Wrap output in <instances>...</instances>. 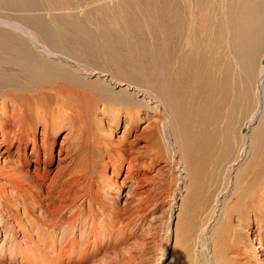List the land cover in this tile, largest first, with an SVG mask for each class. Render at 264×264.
Masks as SVG:
<instances>
[{"label": "bare ground", "instance_id": "bare-ground-1", "mask_svg": "<svg viewBox=\"0 0 264 264\" xmlns=\"http://www.w3.org/2000/svg\"><path fill=\"white\" fill-rule=\"evenodd\" d=\"M45 1L58 12L100 5L86 16L101 32H87L76 21L51 30L37 17L28 20L35 28L29 36L0 31V225L12 243L15 229L22 231L26 245L15 248L26 263L81 264L94 256L127 221L121 216L132 215L115 198L129 203L142 197L150 155L162 142L176 148L179 162L192 170L207 157L217 170V163L244 162L231 182L235 201L223 213L224 224L230 226L232 215L244 209L262 223L257 213L264 203V0ZM7 3L29 6L24 0ZM55 52L91 69L79 74L67 57L54 59ZM81 74L96 75L104 85L85 82ZM142 117L147 126L130 140L108 138L106 125L125 118L129 135ZM63 127L67 134L55 154V135ZM90 165L87 192L80 189L77 196L78 173L86 176L82 169ZM85 195L86 208H73ZM254 200L262 204L252 209ZM39 231L43 240L32 241ZM228 252L250 262L243 252Z\"/></svg>", "mask_w": 264, "mask_h": 264}, {"label": "rangeland", "instance_id": "rangeland-1", "mask_svg": "<svg viewBox=\"0 0 264 264\" xmlns=\"http://www.w3.org/2000/svg\"><path fill=\"white\" fill-rule=\"evenodd\" d=\"M24 2L26 5H29V8L23 5L22 7L18 5V7L16 5L13 6V4L12 7H10L11 3L8 4L7 0H0L1 33L7 32L11 35L19 34L21 36L24 33H28L26 36H29V33L34 32L35 28L31 26L32 24L30 25V21L28 22V20H31L35 17L39 18L41 21L44 20L43 22H46L47 26L51 28V30H57L62 25H67L68 23L73 22L71 23L73 26H75L77 23L76 26L79 25L83 30L88 28L87 32L96 33L97 30L98 32H101L99 28L97 29L98 23L95 22V19H89L86 16L88 11L90 14L94 12L92 9L95 6L93 8L89 6L91 10H89L88 6L86 5H83L82 9L81 7L74 9L73 7H67L66 11L65 9H61L59 10L60 12H58V10H55V6L52 7L54 9H52L49 5L45 6V0H24ZM136 2L138 3L137 0ZM158 3L161 2L158 0ZM15 6L17 8H15ZM99 6L100 5H96L95 9H99ZM142 6L144 7V5ZM76 9H79L77 10L78 12ZM114 9L116 8L114 7ZM67 10L70 11L67 12ZM82 14L83 16H81ZM91 16L92 15H90V17ZM56 17H58V19ZM73 17L76 18V20H74ZM64 19L68 20L65 21ZM21 29L22 33L20 32ZM18 30L21 34L18 32ZM23 36H25V34ZM38 52L40 54L47 53L43 48H39ZM55 54L57 56H53L54 59H57L59 56L58 58H62L61 60L64 61V57H67V60L70 61L72 65L80 68L78 71L79 74L81 70L84 71V69H91L88 65H85L86 63L84 61L81 62L77 59L73 61L74 58L72 59L71 57L65 56L58 52H55ZM79 77H84L85 82L88 80H93V83L95 82L94 85L101 84V82L95 80L97 77L96 75L86 77L82 76L81 74ZM99 78L100 80H105L107 77L105 76ZM102 84L104 85V83ZM118 89H120V87L116 90ZM142 118L135 126L136 129L133 128L130 132L131 135L127 134L128 128L126 127L125 118H120L115 125L109 124V127L106 125L105 130H107V133L110 134V137L108 138L114 143L117 141L125 142L130 140L133 135H138L141 130L147 126L149 121L146 118ZM153 119L154 116H152V120ZM104 121L106 122V118ZM65 129L66 127L61 128L55 135V154H57L59 150L60 142L65 139L67 134V130ZM164 130L166 141H170L169 136H167L168 134L166 127ZM39 131L40 127L38 132ZM246 132H248V130ZM246 132L244 134H246ZM38 138H40V135ZM143 144L144 141L142 142L141 140L139 142V146ZM161 144V147L154 150L153 155H150V157L152 156L151 158L154 160L151 168L146 171L143 181L140 185V190L143 192L141 197L142 199L135 198L133 200L134 202L130 200V202L127 203V201H124L122 198H115L120 208L127 206L128 214L132 213V215H122L121 217H123L124 220H126L127 217L129 218H127V221H124L126 224L124 222L118 224L122 225V230L120 229L119 231H113L111 238L112 241L109 240L111 243L109 241H104V244L101 243V247L98 248L99 251H97L94 256L90 258L88 257L89 259L85 260V262L81 264H222L223 262V264H264V203L263 206L259 208L257 213L258 216L260 215L262 217V223H257L252 213L243 214V212H246L247 209H241L243 210L241 215H236L237 213L232 215V226L230 224V226L226 228V225L224 224L225 221L223 218V213L227 210V208L229 209L232 207L235 201L232 195L233 191L231 182L235 174L240 170L239 167H241V165L243 166L244 162L239 160L238 162L241 163H238V166L237 164L231 166L226 163H217L216 165L219 167L217 170V166H213V164H211V160L209 157H207L205 160L203 159L198 165L192 167H196L192 170L187 162H185L186 168L184 166L183 160L179 162L180 155L176 148L170 145L165 146L164 142ZM83 152L85 153L87 150H82V154H84ZM85 155L89 156L88 153H85L84 157ZM91 155L93 156V160H95V158L97 159L96 156L93 154ZM73 160L78 166L80 163H82V160L80 161V159ZM93 160L90 158L89 162L93 163ZM91 167L92 166L90 165L89 167L86 166L82 169L83 172L88 171V176H84L82 172V175H80V172L78 173L79 178L81 176L82 177L80 178V187H78L79 189L75 191V193L77 192V196L81 190H85V193L87 192L89 185L88 179H92L90 177V172L92 170ZM54 170L55 167L53 168L51 174H53ZM187 171L189 172L187 173ZM124 173L125 167L122 169L120 176L118 177V182L122 180ZM126 187L127 186H124L121 189L123 190L122 195L126 193ZM92 189L95 190V188ZM78 199L75 201V203H73V208L75 206L77 207V205L80 206L83 203V207L81 209H85L88 202L86 195L83 197L80 196ZM254 201L257 205L254 204L252 209L257 208L258 204L261 202L258 200ZM108 203L112 204L113 202L108 199ZM137 205L139 207H137ZM95 209V218L97 221H100L101 218L97 212L98 208L95 207ZM39 216V212H36L35 217ZM129 216L132 217L130 218ZM4 217L6 218V216ZM4 220L6 219H3V221ZM128 220L130 221L128 222ZM222 220L224 222H222ZM88 222L89 221H87V224L85 225L86 230L89 227ZM10 223L11 222L9 220V224ZM15 228L17 227L13 226V229ZM75 231L80 237L82 230H78L77 227V230ZM121 232L123 234H120ZM4 233L9 234L8 229L6 227L3 228V225L1 224L0 264H27L25 261V256L21 254L17 248H15L18 244L24 246L26 245L23 242L22 231L19 230V228L15 229L17 239L15 243H12V241L9 239H5ZM32 236V241H35L36 238L43 240L41 231H39L38 237L35 235ZM230 247L234 248L235 252H243L245 257L247 259L249 258L250 262H244L240 258H238V261L236 258H234L235 253L231 254L228 252V248ZM216 248L219 250L215 251ZM11 249L13 253L11 252ZM249 251H251V253L250 255H247V252Z\"/></svg>", "mask_w": 264, "mask_h": 264}]
</instances>
